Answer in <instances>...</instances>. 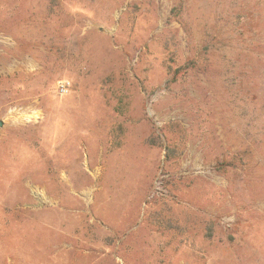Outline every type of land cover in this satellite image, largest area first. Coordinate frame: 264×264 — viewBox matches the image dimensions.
I'll return each instance as SVG.
<instances>
[{
    "label": "rangeland",
    "instance_id": "rangeland-1",
    "mask_svg": "<svg viewBox=\"0 0 264 264\" xmlns=\"http://www.w3.org/2000/svg\"><path fill=\"white\" fill-rule=\"evenodd\" d=\"M0 123V264H264V0H0Z\"/></svg>",
    "mask_w": 264,
    "mask_h": 264
},
{
    "label": "built area",
    "instance_id": "built-area-1",
    "mask_svg": "<svg viewBox=\"0 0 264 264\" xmlns=\"http://www.w3.org/2000/svg\"><path fill=\"white\" fill-rule=\"evenodd\" d=\"M69 92V83L68 82H60L58 84V93L61 95H65Z\"/></svg>",
    "mask_w": 264,
    "mask_h": 264
},
{
    "label": "water",
    "instance_id": "water-1",
    "mask_svg": "<svg viewBox=\"0 0 264 264\" xmlns=\"http://www.w3.org/2000/svg\"><path fill=\"white\" fill-rule=\"evenodd\" d=\"M0 125H1V123H0Z\"/></svg>",
    "mask_w": 264,
    "mask_h": 264
}]
</instances>
